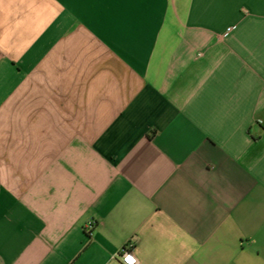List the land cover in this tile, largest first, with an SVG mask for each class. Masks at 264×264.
<instances>
[{
    "label": "crops",
    "instance_id": "1",
    "mask_svg": "<svg viewBox=\"0 0 264 264\" xmlns=\"http://www.w3.org/2000/svg\"><path fill=\"white\" fill-rule=\"evenodd\" d=\"M128 246L264 264V0H0V264Z\"/></svg>",
    "mask_w": 264,
    "mask_h": 264
},
{
    "label": "built area",
    "instance_id": "2",
    "mask_svg": "<svg viewBox=\"0 0 264 264\" xmlns=\"http://www.w3.org/2000/svg\"><path fill=\"white\" fill-rule=\"evenodd\" d=\"M92 228V225H89ZM118 259L121 264H138L136 257L133 254L132 247L128 246L121 250L118 254Z\"/></svg>",
    "mask_w": 264,
    "mask_h": 264
}]
</instances>
